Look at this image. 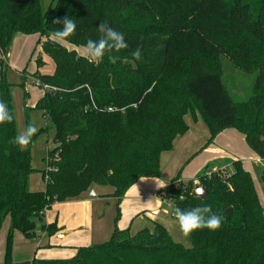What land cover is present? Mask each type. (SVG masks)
I'll return each instance as SVG.
<instances>
[{"label":"trees","instance_id":"obj_1","mask_svg":"<svg viewBox=\"0 0 264 264\" xmlns=\"http://www.w3.org/2000/svg\"><path fill=\"white\" fill-rule=\"evenodd\" d=\"M65 15L77 24L66 40L71 49L50 35L63 27L52 20ZM104 21L124 34L129 47L89 62L76 49L97 40ZM16 33L39 35L55 64L53 73L35 75L52 87L36 108L53 125L56 146L49 156L55 160L44 158V190H31L37 169L31 147L10 143L18 128L12 84L2 70L0 100L13 119L0 125V231L8 216L11 222L0 264H264V207L252 175L233 159L211 162L196 176L206 199L176 188L177 180L164 193L174 210L210 205L222 217L218 230L194 231L190 247L153 222V231L134 236L116 226L109 240L79 246L72 257L13 260L15 231L36 239L63 229L44 220L54 204L94 185L110 186L122 199L140 179L159 177L162 153L189 130L188 114L204 120L208 143L236 128L264 159V0H52L47 11L42 0H0V54ZM138 47L139 60L133 56ZM222 56L255 73L246 99L235 100L226 86ZM223 164L228 172L213 169Z\"/></svg>","mask_w":264,"mask_h":264},{"label":"rangeland","instance_id":"obj_2","mask_svg":"<svg viewBox=\"0 0 264 264\" xmlns=\"http://www.w3.org/2000/svg\"><path fill=\"white\" fill-rule=\"evenodd\" d=\"M51 2L52 0H42L45 11L50 9ZM39 38L37 34L16 33L8 49L9 65L6 53V59H3V64L0 66V72L7 70V79L12 84L18 134L29 124H34L39 129L28 146L31 147L32 166L37 169L30 177L32 189L44 186L41 171L48 167L44 158L53 162L55 156H49L56 146L53 125L47 122L42 111L36 108L45 90L34 84V80L39 79L35 73L37 71L40 74L51 73L55 70L52 58L42 50V44L38 43ZM64 45L70 49L73 48L66 41ZM76 50L79 54H83V47ZM38 58L45 60L46 64L38 67L36 62ZM221 64L224 82L233 98L238 101L246 99L252 92L255 73L243 71L227 56H222ZM202 122V125H193L195 127L189 133L190 135H185V138H176L172 150L162 153L159 177L146 178L135 183L122 199L113 194H106L111 189L110 186L94 185V189L85 192L89 199L87 203H83L78 198L58 203L59 206L49 210L47 218L44 219L45 222L48 223L47 219L50 221L58 219L57 222L67 232L64 243L93 245L109 240L116 226L127 227L134 236L144 228L153 231V222L158 221L168 229L176 241L190 247V236L185 237L181 233L174 216V203L164 193L169 192V186L174 180H177L174 183L176 188H191L194 192V187L197 186L194 180H198L201 185V181L196 179V176L211 163L205 162L209 155H213L211 150H242L239 142L232 144L225 135L219 136L220 133L211 143H208L210 131L204 120ZM202 126L206 131H201ZM246 148L250 149L249 145ZM253 160L247 158L242 165L251 173L258 185L259 199L264 206V166H259ZM220 168L225 173L230 170L228 165L224 164L213 169ZM161 181L166 184L165 187L158 186ZM10 224L8 216L0 231V258L5 256ZM41 234L42 232L39 236ZM40 244L39 237L28 239L20 231H15L13 241V247H16L15 259L21 262L27 261L34 256L35 250L42 253L48 252L54 258L68 257L72 250L70 247L52 250Z\"/></svg>","mask_w":264,"mask_h":264},{"label":"clouds","instance_id":"obj_3","mask_svg":"<svg viewBox=\"0 0 264 264\" xmlns=\"http://www.w3.org/2000/svg\"><path fill=\"white\" fill-rule=\"evenodd\" d=\"M52 24L63 25L62 29H56L50 34L55 43L64 44L69 37L75 35L77 24L74 18L65 15L63 18H54ZM98 31L100 33L99 38L97 40L89 39L83 46V56L89 62L99 63L106 53L119 52L129 47L124 34L112 28L106 21L99 24ZM133 56L137 60L141 59L142 53L139 47L133 52ZM12 119L13 116L7 104L0 100V125L10 123ZM38 130L34 124H29L10 143L17 145L20 150H24L30 145ZM258 163H264V161H258ZM194 184L197 185L194 187V194L202 198L205 194V188L199 185L198 180H194ZM158 186L165 187L166 184L161 181ZM174 216L181 233L185 237L190 236L196 230L206 228L216 231L222 226V217L213 213L210 205L197 206L189 210L177 207L174 210Z\"/></svg>","mask_w":264,"mask_h":264},{"label":"crops","instance_id":"obj_4","mask_svg":"<svg viewBox=\"0 0 264 264\" xmlns=\"http://www.w3.org/2000/svg\"><path fill=\"white\" fill-rule=\"evenodd\" d=\"M9 57H10L9 56V52H7L8 65H9ZM53 72H51V73H53ZM185 119H186V121H187V123L189 125V130L183 136H180L181 138H183L185 135H188L189 133H191L193 131V129L195 127L193 125H198L199 126V125H202V123H203L202 122L203 119L200 117L199 114H196L195 117L192 114H188V115H186ZM200 129H201V131L205 130V129H203V126ZM221 135H225V138L228 139L229 142H232V144H235L236 141L239 142L240 145L242 146V150H211L213 152V155H209V157H207L205 159V162H208V161L209 162H214V161L221 162L224 159L241 160V162H246L247 158H250L251 160L254 159L253 161L255 163H257L259 166H264V163H258V161H264V159L259 157L251 148L250 149L246 148V147H248V144L246 143V138H245L244 134H242L241 132H239L236 129L228 128V129H225L224 131H222L219 134V136H221ZM180 137H178V138H180ZM252 178H253V176H252ZM144 179H146V178L140 179L139 181H142ZM253 181H254L256 190L258 192V195H259L258 185H256V182H255L254 178H253ZM44 188H45V181H44V186H42L40 188L32 189L31 185H30V189L33 190V191L44 190ZM91 189H94V188L92 187ZM113 191H114V189L111 187V189H109V191L106 194L107 195H112ZM78 199H80V201H83V203H87L89 201V199L86 196L85 192L83 194H81L78 197ZM59 205L60 204L56 203V204L53 205V207H57ZM48 212L49 211L46 212V217L45 218H47ZM47 221H48V223L53 222V221H50L48 219H47ZM55 221H58V219H55ZM154 222H158V221H154ZM57 224H58L59 227L63 228V226L60 225L58 222H57ZM118 227L120 229H126L127 228V227H122V226H118ZM86 228H88V227H86ZM66 234H67V232L65 230H63V229L60 230L56 235H54L52 237L47 236L46 233H42L41 236L38 235L39 239H41L40 246L45 247V246L51 245V247H47V249L49 248V249H52V250L58 249V248L67 249V247H70L72 250L69 253L70 255H68V257H72L76 253L77 247L90 245L89 243H85L84 245L83 244L82 245H69L68 243H64V240H66V238H67ZM15 252H16V247L14 246L13 247V260H14V262L22 263L21 261H18V260L15 259ZM34 256H38V257H41V258H54V257H51V255H49L48 252L42 253L41 251H37V250L34 251ZM4 257L0 258V262H2L4 260ZM33 257L31 259H28L27 261L32 260ZM68 257L64 256V257H58V258H68ZM24 262H26V261H24Z\"/></svg>","mask_w":264,"mask_h":264},{"label":"built area","instance_id":"obj_5","mask_svg":"<svg viewBox=\"0 0 264 264\" xmlns=\"http://www.w3.org/2000/svg\"><path fill=\"white\" fill-rule=\"evenodd\" d=\"M3 59H6V57H5V54H4V53H1V54H0V61H1V60L3 61ZM34 84H36V85L39 86V87H42L45 91L48 90V89H49V90L52 89V87H51L50 85L41 82L39 79H35V80H34ZM110 109H111V108H110Z\"/></svg>","mask_w":264,"mask_h":264},{"label":"water","instance_id":"obj_6","mask_svg":"<svg viewBox=\"0 0 264 264\" xmlns=\"http://www.w3.org/2000/svg\"><path fill=\"white\" fill-rule=\"evenodd\" d=\"M202 198L203 199H206L207 198V192H206V190H205V194H204V196ZM230 213H231V209H228V214H230Z\"/></svg>","mask_w":264,"mask_h":264}]
</instances>
